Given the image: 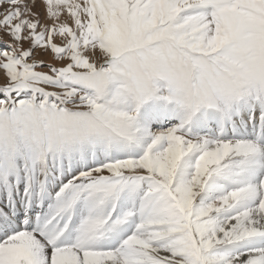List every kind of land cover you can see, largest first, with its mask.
<instances>
[{"label":"snow or ice","instance_id":"1","mask_svg":"<svg viewBox=\"0 0 264 264\" xmlns=\"http://www.w3.org/2000/svg\"><path fill=\"white\" fill-rule=\"evenodd\" d=\"M0 264H264V0H0Z\"/></svg>","mask_w":264,"mask_h":264}]
</instances>
